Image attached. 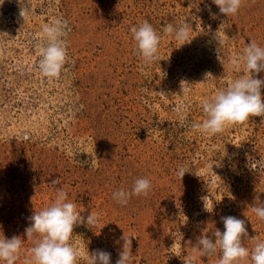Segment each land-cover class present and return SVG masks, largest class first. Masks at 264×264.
Wrapping results in <instances>:
<instances>
[{
	"label": "rangeland",
	"instance_id": "obj_1",
	"mask_svg": "<svg viewBox=\"0 0 264 264\" xmlns=\"http://www.w3.org/2000/svg\"><path fill=\"white\" fill-rule=\"evenodd\" d=\"M57 18L67 21L68 59L49 79L37 45ZM145 20L161 36L151 65L130 32ZM184 21L192 31L181 46L163 28ZM251 41L264 47V0H243L229 17L212 0H0V237L23 240L15 264L30 258L29 217L54 201L56 187L82 216L99 214L95 228L73 229L78 264L97 249L115 264L123 235L132 264H217L219 251L202 257L192 247L223 232L225 216L245 221L249 249L253 237L264 241V221L251 211L264 202V117L214 136L191 131L202 101L243 74L235 60ZM138 178L151 181L148 197L117 204L113 192Z\"/></svg>",
	"mask_w": 264,
	"mask_h": 264
},
{
	"label": "clouds",
	"instance_id": "obj_2",
	"mask_svg": "<svg viewBox=\"0 0 264 264\" xmlns=\"http://www.w3.org/2000/svg\"><path fill=\"white\" fill-rule=\"evenodd\" d=\"M220 14L229 17L237 15L243 0H212ZM210 15L215 13L208 8ZM20 15L24 13L21 9ZM67 21L55 19L51 24L42 28V40L37 45L41 58L38 62L40 73L49 79L58 78L67 63V45L64 37L67 35ZM191 25L184 21L178 27L169 23L164 26L163 33L173 36L181 46L189 41ZM135 43L134 51L142 58L145 65H151L158 57L161 36L153 26L145 20L142 24L130 28ZM219 45L222 40L214 36ZM237 71L243 69V74L235 78L223 90H218L212 99L202 101L203 119L199 123L191 124V131L204 136L221 134L226 128L243 124L251 117H264V98L261 90L264 88V79L257 78L264 72V47L252 42L236 57ZM212 77L205 73V81ZM181 88L183 91V85ZM264 166V161H258ZM213 169V165H209ZM186 171L180 167L176 175L182 180ZM52 185H59L60 179L51 181ZM152 191V184L148 178H138L134 181L131 190L123 188L113 192L115 202L126 206L132 197H148ZM208 197H203L205 201ZM259 200V198H257ZM256 200V201H257ZM206 209V204L204 202ZM251 211L260 221H264V202L259 201L251 206ZM99 214L92 213L84 217L77 211L76 203L68 198V193L62 187L55 188V199L40 211H34L29 217L30 224L25 228V235L33 247L30 258L24 264H78L80 258L78 250L70 243L75 226L84 225L95 228ZM224 231L215 229L212 237L201 236L193 246L194 252H199L202 257H211L219 251L217 264H264V241H259L255 236L250 241H255L249 249L242 243V237L247 238L248 232L245 221L235 216L222 217ZM122 250L115 264H132V240L123 235ZM23 240L19 236L11 239L0 237V262L2 264H15L19 258ZM86 264H110L111 254L105 250L97 249L89 254L87 250ZM188 264H191L189 261Z\"/></svg>",
	"mask_w": 264,
	"mask_h": 264
}]
</instances>
